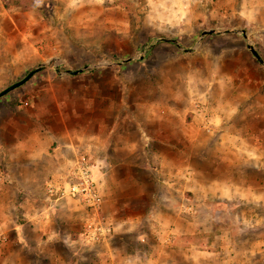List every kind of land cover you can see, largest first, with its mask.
Listing matches in <instances>:
<instances>
[{
	"label": "rangeland",
	"instance_id": "obj_1",
	"mask_svg": "<svg viewBox=\"0 0 264 264\" xmlns=\"http://www.w3.org/2000/svg\"><path fill=\"white\" fill-rule=\"evenodd\" d=\"M70 4L0 0V92L47 64L0 99V264H231L230 255L197 252L213 251L216 242L228 247L230 240L216 238L227 230L238 250L231 262L264 264V66L242 34L225 33L246 30L264 59V0ZM210 29L219 33L197 46ZM130 58L136 59L119 64ZM57 64L62 71L91 68L61 76ZM131 119L135 124L118 144L95 141L89 151V143L79 142L65 178L45 158L56 143L40 132L89 125L104 138L113 122L123 128ZM134 146L141 152L136 169L125 159ZM83 163L98 191L95 206L69 192ZM144 167L177 190L148 188L172 205L166 222L175 232L144 221L153 209L151 194L129 197L133 177L153 181ZM119 184H125L117 196L126 205H104L106 188ZM62 204L73 210L71 230L54 215ZM60 232L71 248L58 242L50 253L42 241ZM254 235L262 238L249 239Z\"/></svg>",
	"mask_w": 264,
	"mask_h": 264
},
{
	"label": "crops",
	"instance_id": "obj_2",
	"mask_svg": "<svg viewBox=\"0 0 264 264\" xmlns=\"http://www.w3.org/2000/svg\"><path fill=\"white\" fill-rule=\"evenodd\" d=\"M93 117H96V115L94 114ZM136 115L134 116V119H136ZM133 119V120H134ZM132 119L129 120V122H126L122 126L120 125L121 123H114L111 124L108 127V132H106V136H108V138H102L100 136H98L95 133V129L94 126H89L87 125L82 126V127H75L72 126L70 127L69 125H67L66 123L64 124V126H62V130L58 131V130H48L47 132H40L41 136L45 137V141L48 144H51V146H53L55 143L56 145L53 147L52 152L49 153V156H46L45 158L50 161L55 168V172H56V176H61V178H65V174H66V168L68 167V161L72 164H74L75 161V155L72 153L73 151H75V149L77 148L76 146H79V142L83 143L86 142L87 145V150H92L90 149L92 147L91 143H94L95 141H101L103 144L108 143V141L113 142L114 144H118L119 142H121L124 139V136H122V131H124L123 134H128V132L130 131V129L132 128V126L135 124V122ZM30 122L28 121L26 123V126H30L29 124ZM25 126V125H24ZM106 127L104 126L103 129H105ZM123 129V130H122ZM84 130V131H82ZM29 131V129H28ZM80 132L85 134V139H81L79 137ZM30 133V131H29ZM110 137H112V139H110ZM141 141V140H140ZM141 143V142H140ZM134 145V144H133ZM132 152H130L129 156L125 157V159H127L126 161H130V165L128 167L130 168H135L138 167L137 165V160L141 157V152H138V148L134 146V148L131 149ZM117 154H114L112 152H108V154H110V158H116L119 157L121 151L116 152ZM125 153V152H123ZM145 153L147 154L148 151H146L145 149ZM28 159H31V154H28ZM111 164V163H110ZM121 165V164H120ZM111 167L113 166L112 164L110 165ZM144 169L146 171L151 172L152 174L155 175V177L153 178V181L150 183H144L142 181V176L136 178L133 177L132 181L130 182V185H127V187L130 190V194L129 197H132L134 199H141L143 193L145 195L148 196V194H151L150 197L152 200L151 203H153V209L151 212L146 213V215L144 216V221L148 222V224H156L155 221L158 223L162 222L163 223V229L164 228H169L171 232H175L176 228H175V224H169L167 223V219L166 217H168L169 215H171L169 210H173L171 209L172 207H168L169 202L166 201L164 198L163 199H159V194L157 192L148 191V188H158V190L161 188L163 189V191L167 190L168 192H170L172 195L174 194L175 191H177L176 189L171 188V185L167 186L166 184H168L166 181H161L160 180V172H158L156 169H149L148 167H144ZM42 172V171H41ZM204 175H208L209 173H203ZM67 176V175H66ZM159 177V179H158ZM61 178H56L54 183L58 184L61 183L59 182V180H61ZM136 179V180H135ZM67 183V182H66ZM71 183H68V185H70ZM122 185L125 184H119L118 188L115 187L113 188V186L110 185L109 188H106V191L108 190V198L104 201V205H106V203H108L110 206H117L118 209H120L123 205H126V203L122 202L120 200V198L117 196L118 192L122 191ZM2 185H0L1 187ZM9 186V185H8ZM129 190H127L126 192H128ZM154 192V193H153ZM153 193V194H152ZM98 194V191H97ZM222 196L220 195V198ZM242 198V197H240ZM231 201H236V196L232 195L230 196ZM240 201V200H239ZM26 200H24L23 202L21 201V203L19 204L20 207H25L26 206ZM185 206V205H183ZM11 207H15L14 204L11 205ZM155 208H162L161 210L155 209ZM164 208V209H163ZM174 208V207H173ZM180 211H183L181 207H178ZM186 210V208H185ZM159 211V212H158ZM183 213V212H182ZM155 218V219H153ZM192 224V223H191ZM201 227V226H200ZM199 227V230L201 233V229ZM198 229H195V232ZM218 234V233H216ZM219 235L216 236V238H225V240H230V244L228 245V247L226 246V248H223L222 245L219 242H216V246L215 249L213 251H197L201 254L204 255H209V256H224V255H230L231 256V261L233 260V257L238 254V250H237V243L234 241L236 236L235 233H233L231 230H227V231H222L221 235L218 237ZM256 237L258 239L262 238V235H258V236H250L249 239H256ZM248 239V238H247ZM181 240H183L181 238ZM219 244V245H218ZM189 250V249H188ZM112 254L114 252H111ZM147 253V252H146ZM234 257V258H235ZM231 264H235L233 262H231Z\"/></svg>",
	"mask_w": 264,
	"mask_h": 264
},
{
	"label": "water",
	"instance_id": "obj_3",
	"mask_svg": "<svg viewBox=\"0 0 264 264\" xmlns=\"http://www.w3.org/2000/svg\"><path fill=\"white\" fill-rule=\"evenodd\" d=\"M219 33L217 30L214 29H210V30H205L204 32H202L200 39L197 42V46L202 42V40L209 35H214ZM225 33H233V34H242L243 37L245 38V40L249 43L248 44V50L252 53V55L258 60V62L260 64H262L264 66V59L261 57V55L259 54V52L256 50V48L254 47V45L250 44V39L248 37L247 31L243 30V29H239V30H234V31H227ZM159 41L161 42H167V43H172L174 45H176L178 48H180L182 51H185L187 53H192L194 51V48L191 49H187L185 48L179 41L174 40V39H168V38H160ZM136 58H130L127 60L122 61L119 64H125L127 62H131L133 60H135ZM142 59V58H141ZM51 62H58V59H52ZM46 63L41 64L40 66H38L36 69L32 70L31 72H29L22 80L16 82L15 84L7 87L6 89H4L3 91L0 92V99L3 98L4 96L8 95L9 93L13 92L14 90L21 88L22 86H24L26 83H28L37 73L41 72L44 67L46 66ZM95 67H100V66H95ZM91 68V66H86L84 68L78 69V70H66V71H62L60 68V65H56L55 66V70L57 72L58 75H72V76H77L79 74L84 73L87 69Z\"/></svg>",
	"mask_w": 264,
	"mask_h": 264
},
{
	"label": "snow or ice",
	"instance_id": "obj_4",
	"mask_svg": "<svg viewBox=\"0 0 264 264\" xmlns=\"http://www.w3.org/2000/svg\"><path fill=\"white\" fill-rule=\"evenodd\" d=\"M97 3H102V0H95ZM81 3V0H71V4L69 5L70 7H78ZM243 15V13H241ZM168 207H172V205H168ZM72 213L73 210L68 204H62L58 209L55 210L54 215L56 216L57 222L60 224L61 228L67 227L68 230H71L70 227V221L72 219ZM155 219V218H153ZM145 228L142 227L141 231H144ZM127 232L132 233V238L135 239L138 238L141 241H144V236L138 235L137 232H135L132 228L125 229ZM129 238L125 237V240L127 241ZM58 242H62L63 245H65L67 248H71V245L69 244L68 240L64 239L63 232H60V234L54 233L53 235H50L47 237V240H43L42 244L45 246V249L48 250L50 253H53L57 250L58 248ZM91 243V241H89ZM44 250V249H42ZM87 249H85L86 251ZM59 255L63 256L64 259H67V253L60 251ZM55 258V257H54ZM25 264H30L29 261H25Z\"/></svg>",
	"mask_w": 264,
	"mask_h": 264
},
{
	"label": "built area",
	"instance_id": "obj_5",
	"mask_svg": "<svg viewBox=\"0 0 264 264\" xmlns=\"http://www.w3.org/2000/svg\"><path fill=\"white\" fill-rule=\"evenodd\" d=\"M88 168H86V164L83 163L79 167L77 173L75 172L78 182L69 185V192L74 195L84 196L89 204L95 206L98 200L97 188Z\"/></svg>",
	"mask_w": 264,
	"mask_h": 264
}]
</instances>
